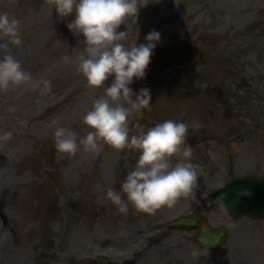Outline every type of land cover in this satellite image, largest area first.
Here are the masks:
<instances>
[{
  "label": "rangeland",
  "instance_id": "374dc122",
  "mask_svg": "<svg viewBox=\"0 0 264 264\" xmlns=\"http://www.w3.org/2000/svg\"><path fill=\"white\" fill-rule=\"evenodd\" d=\"M0 11L20 20L23 39L0 53L11 51L35 79L53 83L46 94L30 83L0 91V137L13 133L0 138V264H71L98 253L119 261L136 249L137 264H264V230L245 242L234 230V249L227 242L216 263L190 240L195 231L169 227L198 200L181 199L152 214L131 205L119 212L106 189L120 187L137 152L105 146L68 155L54 147L59 125L86 134L81 113L103 91L76 70L83 35L67 28L72 16L59 19L54 0H0ZM151 29L161 39L145 77L131 86L149 87L152 106L142 115L133 110L130 125L168 118L188 124L192 159L203 166L195 196L264 165V0H148L129 41L144 42ZM202 216L228 227L220 206ZM193 249L200 250L196 261Z\"/></svg>",
  "mask_w": 264,
  "mask_h": 264
},
{
  "label": "clouds",
  "instance_id": "9594fccd",
  "mask_svg": "<svg viewBox=\"0 0 264 264\" xmlns=\"http://www.w3.org/2000/svg\"><path fill=\"white\" fill-rule=\"evenodd\" d=\"M147 3L148 0H54L57 17L72 16L67 28L75 35H83L79 42L82 47H76V70L89 87L103 89L91 107L81 113L88 128L86 134L81 136L75 129L59 125L54 129V147L68 155L81 148L99 153L105 146L136 151L135 164L127 170L120 187H108L105 193L121 213H126L129 205L152 214L181 199L189 203L195 198L198 177L203 172V166L192 159L194 148L187 140L185 121L168 118L152 125L129 123L133 110L142 115L143 109L152 106L149 87L134 90L131 86L134 79L145 77L161 39V33L151 29L144 42L138 44L136 38L129 41L132 23ZM122 23L125 28L121 30ZM19 25V19L0 11V49L23 45ZM64 60L70 61L71 57L66 54ZM109 77L111 82L106 84ZM25 83L38 88L40 94L50 93L53 87L47 77L35 79L11 51L0 53V91ZM12 134L5 131L0 138ZM199 252L193 249L192 254L197 256Z\"/></svg>",
  "mask_w": 264,
  "mask_h": 264
},
{
  "label": "water",
  "instance_id": "95a60500",
  "mask_svg": "<svg viewBox=\"0 0 264 264\" xmlns=\"http://www.w3.org/2000/svg\"><path fill=\"white\" fill-rule=\"evenodd\" d=\"M259 186V187H258ZM246 194H253L254 196H262L264 194V177L259 178H243L241 180L233 181L229 183L226 187L214 191L209 200L208 204H212L217 200L224 201V203L227 205V207L230 210L237 209L238 201L243 198ZM223 197L222 199H220ZM260 205L263 207V202H253L252 205ZM252 215L258 216L264 214L262 213H250ZM183 225H186L189 223V220L181 221ZM210 235L207 236V238H204V243L207 245H216L217 242H220L223 240L224 232L223 231H217L213 233H209ZM207 235V234H206ZM94 264H109L107 259H101L97 260Z\"/></svg>",
  "mask_w": 264,
  "mask_h": 264
},
{
  "label": "bare ground",
  "instance_id": "6f19581e",
  "mask_svg": "<svg viewBox=\"0 0 264 264\" xmlns=\"http://www.w3.org/2000/svg\"><path fill=\"white\" fill-rule=\"evenodd\" d=\"M69 44H71V43H69ZM71 46H72V45H71ZM71 46H70V47H71ZM73 47H74V46H73ZM73 47H72V48H73ZM72 48H71V49H72ZM25 216H27V214H26V213H25Z\"/></svg>",
  "mask_w": 264,
  "mask_h": 264
}]
</instances>
